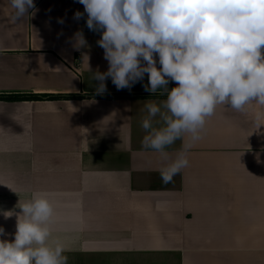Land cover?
Here are the masks:
<instances>
[{"label": "crops", "instance_id": "1", "mask_svg": "<svg viewBox=\"0 0 264 264\" xmlns=\"http://www.w3.org/2000/svg\"><path fill=\"white\" fill-rule=\"evenodd\" d=\"M34 4L12 23L0 0V94L55 97L0 99V212L19 214V202L46 193L68 264H264V106H218L189 167L165 184L158 153L142 148L141 119L146 102L166 97L144 90L147 74L122 90L108 78L97 94L91 72L109 65L102 33L86 13L74 19L84 6ZM16 224L0 214V239L13 240Z\"/></svg>", "mask_w": 264, "mask_h": 264}, {"label": "clouds", "instance_id": "2", "mask_svg": "<svg viewBox=\"0 0 264 264\" xmlns=\"http://www.w3.org/2000/svg\"><path fill=\"white\" fill-rule=\"evenodd\" d=\"M86 26L101 32L98 46L106 72H91L97 94L111 78L117 90L130 89L148 75L144 90L165 96L144 104L142 148L158 153L167 184L190 165V150L202 139L218 106L245 112L264 106V0H78ZM16 23L38 9L34 0H9ZM32 10L30 13L29 10ZM58 22L63 23V20ZM76 47L86 46L82 31ZM160 67H157V59ZM170 82L177 86L169 89ZM264 114H257V122ZM157 117L159 119H157ZM159 125V127L155 126ZM181 147L169 151L176 141ZM17 216L14 239H0V264H68L66 247L54 238L55 208L46 193H33ZM8 235L0 226V237Z\"/></svg>", "mask_w": 264, "mask_h": 264}, {"label": "trees", "instance_id": "3", "mask_svg": "<svg viewBox=\"0 0 264 264\" xmlns=\"http://www.w3.org/2000/svg\"><path fill=\"white\" fill-rule=\"evenodd\" d=\"M55 96H50V95H37V94H23V95H18V94H0V99H6V100H32V99H44V98H54Z\"/></svg>", "mask_w": 264, "mask_h": 264}]
</instances>
